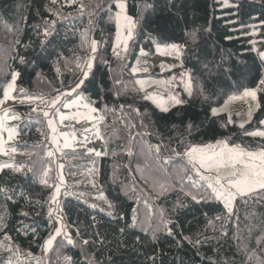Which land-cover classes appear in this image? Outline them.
Segmentation results:
<instances>
[{
  "label": "trees",
  "instance_id": "1",
  "mask_svg": "<svg viewBox=\"0 0 264 264\" xmlns=\"http://www.w3.org/2000/svg\"><path fill=\"white\" fill-rule=\"evenodd\" d=\"M114 1L0 0V101L13 72L16 94L60 93L53 112L82 94L101 111L105 149L50 154L49 114L32 103L13 106L15 142L0 169V264H264V190L238 195L232 214L215 199L195 203L184 193L192 181L204 184L196 168L155 148L169 137L176 148L179 130L181 153L218 139L264 149V136L249 134L264 129V88L243 127L212 113L264 81V0H226L227 7L224 0H126L135 23L126 52L113 47ZM171 42L183 47L191 95L162 112L144 98L132 67L140 49L150 56ZM84 72L88 79L73 92Z\"/></svg>",
  "mask_w": 264,
  "mask_h": 264
},
{
  "label": "rangeland",
  "instance_id": "2",
  "mask_svg": "<svg viewBox=\"0 0 264 264\" xmlns=\"http://www.w3.org/2000/svg\"><path fill=\"white\" fill-rule=\"evenodd\" d=\"M114 2L116 5L117 0ZM122 2L126 4V0H122ZM222 5L227 7L230 3L224 0ZM119 11L120 10L116 7L114 10L115 17ZM124 14L130 17L134 22V19L127 14L126 10ZM124 14H121L119 40L117 39L116 21L114 45H116L115 48L118 50L123 49V42L127 39V27L123 20ZM251 32H258V29H251ZM253 38L255 39V36ZM128 42L129 41H127V46ZM170 45L179 44L171 42L157 45L155 47V53L150 56L146 55V53L140 49L132 67V71L135 69L133 72L139 75L137 78L138 85L141 88L147 89L151 101L153 102L152 98H155L157 103L163 102L168 109L173 107V104L171 103L173 97L183 100L182 93L189 94L186 90L189 75L182 66L180 55L177 56L176 53L171 52L170 48L167 47ZM261 52H264V50ZM10 83L13 84V87L9 89V84L7 85L5 91H7L8 94L6 96L4 91V96L0 101V169L8 163V160L11 158V145L15 142V124L19 120L15 114L16 109L13 106L21 103L36 104L37 108L42 109L49 114L47 123L49 126V121H52L49 128L52 132L53 142L50 154L57 155L65 149L75 150L81 148L93 151L96 155L99 153L98 156L105 152L100 135L101 111L90 105L84 95L81 94L64 101V103L53 112L50 108L54 105L53 101L57 100V97H59L60 101V93L48 98L20 95L15 93V83L13 80ZM263 88L264 81H261L253 88H248L240 94L232 95L222 104L213 107L212 110L215 109L216 113L226 112L230 121H235L236 123L243 125L250 119L252 113L256 109L257 91L262 90ZM247 92H254L255 99H253L251 95H246ZM80 97H82V99H78ZM239 103H242L243 105L241 108L237 106ZM65 104H68L69 107L65 108ZM234 106L237 107L234 110H231ZM89 109H95V111L90 112ZM61 116H64L65 119L61 120ZM256 132H264V129H258L252 133ZM217 141H220L221 143L217 144ZM66 144L68 146H65ZM206 145L214 146V150L217 152L224 149L225 145H227L228 148H238L245 152L259 153L260 151H264L263 148L246 149L238 144H228L223 139H218L214 142H208L205 144H197L193 147L204 148ZM243 159L245 162L248 161L247 157H244ZM195 168L200 174L212 177L221 176L225 179L231 178L230 173L233 171H246L243 163H238L235 168L226 167L217 169L212 167L210 170L201 168L199 163H196Z\"/></svg>",
  "mask_w": 264,
  "mask_h": 264
},
{
  "label": "snow or ice",
  "instance_id": "3",
  "mask_svg": "<svg viewBox=\"0 0 264 264\" xmlns=\"http://www.w3.org/2000/svg\"><path fill=\"white\" fill-rule=\"evenodd\" d=\"M116 7L120 10L116 15V21H117V39H120V21H121V14L125 13L126 10V4L122 2V0H117ZM124 23L127 27V39L123 42V49L126 52L127 51V41H130L133 39V31L135 28V23L132 21L130 17H128L126 14L123 15ZM52 33L48 31V29H45L44 36L47 37L51 35ZM252 35H256V33H252ZM253 46L255 45V41H251ZM41 44H45V41H41ZM114 51L116 45L113 46ZM170 48L171 52H174L179 56L182 51L183 47L180 45H170L167 46ZM92 52H97V42L95 40L92 41ZM262 60H264V52L259 53ZM95 56H93L88 64L87 67L89 70L93 68V61L95 60ZM21 62H24V58L21 57ZM107 63V62H105ZM135 71V69L133 70ZM19 73L13 72L12 73V79L13 82L17 78ZM89 77V72L83 73V79L80 80V82L76 85V88L73 89V92H75L77 89L83 88L85 81ZM13 87L12 83H9L8 88L11 89ZM186 90L189 92V95H191V77L188 79V83L186 86ZM7 91H5V95L7 96ZM68 95H71V93H68ZM246 95H251L253 99H255V93L254 92H247ZM145 99H149L148 96L144 97ZM82 99V97L78 98ZM153 99V103L156 104L158 108L162 112H168L169 109L163 102L157 103L155 98ZM59 101V97H57V100L53 101V104L55 105ZM171 103L173 106L175 105H181L184 103V101L180 98L173 97L171 100ZM65 108L69 107L68 104L64 105ZM90 112H94L95 109H89ZM213 115L216 114V110H212ZM47 116L48 113H45ZM61 120H64L65 117L61 116ZM261 124H264V121H260ZM52 121H49V126H51ZM240 127H243V125H240ZM192 125H188V131L189 134L191 132ZM178 132L177 137V147L173 148L171 146V140L172 137H169V143L165 145H156V151L160 152L161 148H166L168 151L175 153L176 156H186L189 159V162L193 164V168H195V164L199 163L201 168L205 169H211L212 167H215L217 169L219 168H226V167H233L238 163H243L246 171L244 172H237L233 171L230 173V177L228 179H225L221 176L212 177V176H204L199 173L197 170V175H199V178L201 181L204 182V184H198L196 181H192L191 185L189 187V190L186 191L185 197H190L191 201L195 203H200L204 200H212L215 199L216 201H219L223 204L224 209L229 213L232 214L233 212V202L236 199L237 195L246 197L251 195L253 192L257 190H264V151H260L259 153L254 152H245L243 150H240L238 148H228L227 145H225L224 149L217 152L214 150V146L212 145H206L204 148H189L187 151L181 153L177 149L179 148V145L183 142V133ZM250 135H259L264 136V132H256V133H249ZM220 141H217V144H220ZM65 146H68L67 144ZM99 155V153H98ZM244 157L248 158V161H244ZM258 161V163H257ZM181 179H184V177H181ZM188 179H191L188 177ZM46 182V181H42ZM161 193L164 191H167V187L163 184L160 186ZM201 189H204L203 192H201ZM184 191V189H181ZM0 191H4L3 188H0ZM56 192H59V186H57ZM56 193L53 194V200H55ZM187 205L183 202H179L178 207H186ZM206 215V214H205ZM216 220H221L222 217L217 216L215 218ZM209 225L212 224V220L208 221ZM167 226V222H165V227ZM60 229H56V235L60 234ZM167 232L169 235L172 234L171 229H167ZM8 239V237H6ZM55 239V236H50L45 242L44 247L45 250H47L53 243V240ZM68 242L72 243L71 238H68ZM87 243V241H85ZM196 243H200V241H196ZM70 259V258H69Z\"/></svg>",
  "mask_w": 264,
  "mask_h": 264
},
{
  "label": "crops",
  "instance_id": "4",
  "mask_svg": "<svg viewBox=\"0 0 264 264\" xmlns=\"http://www.w3.org/2000/svg\"><path fill=\"white\" fill-rule=\"evenodd\" d=\"M261 82V81H260ZM239 108H241L243 105H242V103H239L238 105H237ZM237 106H234V108L233 109H231V110H234ZM220 113V112H219ZM227 114V113H226ZM228 116V115H227ZM229 118V117H228Z\"/></svg>",
  "mask_w": 264,
  "mask_h": 264
}]
</instances>
